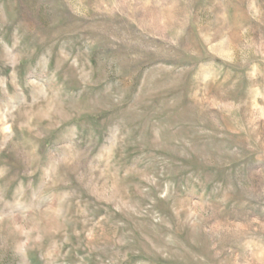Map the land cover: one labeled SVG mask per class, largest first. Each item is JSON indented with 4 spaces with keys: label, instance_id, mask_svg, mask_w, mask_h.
<instances>
[{
    "label": "rangeland",
    "instance_id": "rangeland-1",
    "mask_svg": "<svg viewBox=\"0 0 264 264\" xmlns=\"http://www.w3.org/2000/svg\"><path fill=\"white\" fill-rule=\"evenodd\" d=\"M0 264H264V0H0Z\"/></svg>",
    "mask_w": 264,
    "mask_h": 264
}]
</instances>
